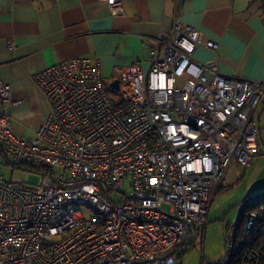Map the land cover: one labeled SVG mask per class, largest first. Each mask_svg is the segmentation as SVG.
I'll return each instance as SVG.
<instances>
[{"label": "built area", "instance_id": "1", "mask_svg": "<svg viewBox=\"0 0 264 264\" xmlns=\"http://www.w3.org/2000/svg\"><path fill=\"white\" fill-rule=\"evenodd\" d=\"M105 1L121 11L120 0ZM143 39L148 66L119 73L115 100L88 56L33 73L49 109L29 137L11 128V88L0 82L3 162L39 175L0 174V264H175L229 164L248 166L258 153L260 81L195 61L197 46L217 55L218 42L177 19ZM258 224L264 233V203L243 215L245 231ZM224 245L212 264L232 263L235 225ZM254 256L245 251L241 263Z\"/></svg>", "mask_w": 264, "mask_h": 264}, {"label": "crops", "instance_id": "2", "mask_svg": "<svg viewBox=\"0 0 264 264\" xmlns=\"http://www.w3.org/2000/svg\"><path fill=\"white\" fill-rule=\"evenodd\" d=\"M120 3L121 11L112 13L105 0H0V82L11 88L14 102L8 111L15 134L33 135L49 109L46 96L32 80L33 73L79 55L97 63L102 79L110 82L133 64L145 71L147 46L143 37L171 30L174 19L197 27L203 40L213 38L218 42L217 55L205 46H197L192 53L195 61L216 60L223 74L261 82L263 96L257 115L264 113L261 0H120ZM9 40L12 46L7 45ZM0 159L1 167L5 164L1 154ZM233 165L235 161L229 164L224 177H230ZM221 186L215 188L212 197ZM211 206L212 198L207 219ZM232 225L235 224L226 223L225 235ZM204 229L205 225L201 230L206 232ZM201 230L193 235H200ZM221 257L222 254L218 255L209 264Z\"/></svg>", "mask_w": 264, "mask_h": 264}, {"label": "rangeland", "instance_id": "3", "mask_svg": "<svg viewBox=\"0 0 264 264\" xmlns=\"http://www.w3.org/2000/svg\"><path fill=\"white\" fill-rule=\"evenodd\" d=\"M184 79V75L178 77L177 83L182 84ZM109 82L110 79L102 80L104 90L112 100H115L118 92L109 86ZM259 105L260 103L254 109L260 125L258 153L254 155L248 166L238 163L233 165L230 169V177H223L222 186L220 183L215 187L221 186L212 197L210 218L206 219V230L204 229L206 232L201 230L200 235H193L190 247L175 264H209L218 255L223 256L226 223H236L240 213V202L244 198L264 190V113L258 117ZM0 174L4 179H19L26 182H34L39 176L28 168L14 167L10 164H1ZM121 189L128 191L127 185H121ZM201 238H203L202 243Z\"/></svg>", "mask_w": 264, "mask_h": 264}, {"label": "trees", "instance_id": "4", "mask_svg": "<svg viewBox=\"0 0 264 264\" xmlns=\"http://www.w3.org/2000/svg\"><path fill=\"white\" fill-rule=\"evenodd\" d=\"M264 9V0H261ZM264 203V190L247 196L240 202V214L235 223V239L239 242V248L235 252L231 264L241 263L245 251L251 250L255 256L246 264H264V233L262 225L258 224L253 230L245 231L243 228V215L248 210L257 209L259 204Z\"/></svg>", "mask_w": 264, "mask_h": 264}, {"label": "water", "instance_id": "5", "mask_svg": "<svg viewBox=\"0 0 264 264\" xmlns=\"http://www.w3.org/2000/svg\"><path fill=\"white\" fill-rule=\"evenodd\" d=\"M110 86L112 88H117L118 86V79L117 78H114L111 82H110Z\"/></svg>", "mask_w": 264, "mask_h": 264}]
</instances>
